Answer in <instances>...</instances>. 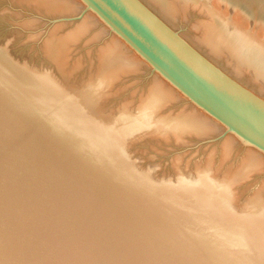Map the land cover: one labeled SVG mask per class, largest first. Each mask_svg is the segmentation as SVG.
Here are the masks:
<instances>
[{"label": "bare ground", "instance_id": "obj_1", "mask_svg": "<svg viewBox=\"0 0 264 264\" xmlns=\"http://www.w3.org/2000/svg\"><path fill=\"white\" fill-rule=\"evenodd\" d=\"M31 1L48 10H80L72 32L46 43L52 58L99 23L79 0ZM143 1L172 26L197 11L202 17L192 26L189 44L212 63L223 59L229 73L247 76L264 94V0ZM223 9H237L251 25L229 20ZM111 36L101 53L105 75L78 94L65 93L45 73L21 69L0 49V176L16 161L11 175L22 176L28 171L24 164L33 162L34 183L56 191L29 218L31 200L22 189L10 185L0 194V264H264V193L238 209L233 192V184L262 162L260 154L258 159L250 150V163L223 176L209 162L197 174L177 172L164 180L141 169L125 150L136 136L179 139L220 127L193 109L159 117L158 109L179 95L156 75L137 112L100 119L103 87L116 70L140 62L136 54H123L120 40ZM222 143L230 147L234 139L227 135Z\"/></svg>", "mask_w": 264, "mask_h": 264}, {"label": "rangeland", "instance_id": "obj_2", "mask_svg": "<svg viewBox=\"0 0 264 264\" xmlns=\"http://www.w3.org/2000/svg\"><path fill=\"white\" fill-rule=\"evenodd\" d=\"M140 1L144 3L143 0ZM202 1L207 3L206 0ZM34 3L31 0H0V49L3 50L7 58L25 71L49 75L68 94L81 93L92 84L100 81V78L105 75L100 68L101 53L109 45V39L112 37L109 28L94 14L99 23L87 29L79 38L71 41L62 56L52 58L49 56L46 43L52 37L62 38L72 32L80 21L81 13L80 10L76 11V9L69 12L48 10L46 7ZM210 6L214 5L210 4ZM147 7L157 16L159 15L148 4ZM236 10L223 9L222 11H227L230 14L229 20H235L243 26H250L249 19L242 15L238 16ZM201 17L197 11H191L185 18L176 20L174 26L170 24L168 26L177 31L182 38H186L187 42H192V37L195 34L192 26L201 20ZM179 29L180 31H178ZM261 31L262 29L256 26L253 32L259 37ZM112 35L120 40L123 54L129 56L135 54L120 38L115 34ZM262 39L264 40V34ZM198 51L204 55L203 50L198 49ZM139 60L140 62L136 67L116 70L111 81L103 87L97 106L100 109V119L116 117L126 111L137 112L140 107L142 108L143 101H146V95L151 88L155 75L167 84L157 73L151 71V67L146 62L142 59ZM213 60H215L214 64L226 74L264 99V94L258 93L256 86L249 81L247 76H241L237 79L229 73L231 72L230 68L223 59ZM173 91L179 96L177 95L176 99H171L169 103L158 109L159 117H173L179 113L187 114L189 109L206 115L194 107L177 90L173 89ZM153 117L157 118L155 115H152ZM213 122L220 128L216 127L215 131L204 135L187 133L176 139L170 135L155 137L150 134H142L125 145V150H127L132 161L141 169L153 171L156 179L173 178L177 172L197 174L208 165V162L216 176H223L228 174V171L237 169L243 163H250L249 152L256 150L242 144L230 133L222 136L224 127L215 120ZM227 135L233 137L234 143L230 147L224 148L222 139ZM7 148L3 149L6 154ZM256 152L258 159L259 154L262 157V162L250 169L245 178H241L236 184H233L234 198L238 209L256 193H264V156L260 152ZM17 163L18 161L10 166L13 169L11 172V168L8 169L6 166L3 168L6 171H4V175L0 176V194H4L10 185H13L15 191L22 189L19 193L24 198L29 197L31 200L29 204H31L32 209L25 212L26 217L29 218L38 215L41 208L45 209L44 206H40L48 200H53L56 191L47 189L48 192L51 191V196H49L42 186L39 187L34 183L36 179L33 175L35 173L32 171L35 168L33 162L24 164L25 168L28 169L27 173L22 176L18 174L14 178L11 174L13 172L16 174ZM20 165L19 169L22 167V164Z\"/></svg>", "mask_w": 264, "mask_h": 264}, {"label": "water", "instance_id": "obj_3", "mask_svg": "<svg viewBox=\"0 0 264 264\" xmlns=\"http://www.w3.org/2000/svg\"><path fill=\"white\" fill-rule=\"evenodd\" d=\"M151 71L264 156V99L226 74L140 0H80ZM75 19V18H73Z\"/></svg>", "mask_w": 264, "mask_h": 264}]
</instances>
